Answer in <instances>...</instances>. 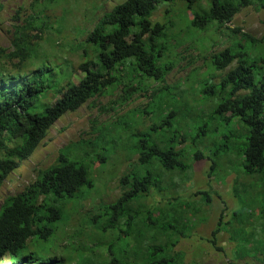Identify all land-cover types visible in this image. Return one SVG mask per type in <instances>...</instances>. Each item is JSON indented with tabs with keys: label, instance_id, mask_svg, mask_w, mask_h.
<instances>
[{
	"label": "trees",
	"instance_id": "trees-1",
	"mask_svg": "<svg viewBox=\"0 0 264 264\" xmlns=\"http://www.w3.org/2000/svg\"><path fill=\"white\" fill-rule=\"evenodd\" d=\"M42 1L46 6L33 5L32 14L15 26L12 48L0 49V62L4 61L0 65V187L32 156L66 112L120 86V100L125 104L151 83L165 82L167 74L177 66L178 49L189 41L183 36L184 29L172 32L175 24L171 19L162 23L153 18L163 1L186 3L189 26L196 30L215 26L233 33L230 46L205 54L216 70H224L233 62L236 66L219 83L205 82L200 86L203 98L220 97V101L210 115L199 116L202 124L196 128L192 143L197 144V138L202 143L201 138L210 132L216 118L237 119L244 130L241 136L245 137L239 147L242 161L238 169L244 176L259 174L264 181V37L258 39L241 27L229 25L245 7L264 8V0H125L106 12L77 45L82 57L77 69L62 68L60 64L54 67L44 59L30 71V62L38 58L35 40L42 37L37 32L46 25L47 4L57 0ZM169 13L170 9H166L165 14ZM7 63L12 64V70ZM155 94L152 93L156 99ZM159 101L162 102L160 98ZM175 113L173 109L161 124L151 125V132L139 133L142 136L137 142V161L120 178L122 194L114 202L100 205L105 217L103 228L119 230V237L130 239L126 249L117 251L110 245L107 261L100 264H183V256L174 246L190 228L184 209L188 202L169 208L174 211L172 218L168 208L161 206L142 217L140 205L134 203L152 189H173L175 185L164 182L166 174L184 173L192 167L188 155L177 149V144L188 137L170 119ZM153 132L160 134L155 137ZM227 138L215 154L230 147V137ZM109 142L104 132L95 145L103 150L102 146ZM95 145H91L92 153ZM62 152L72 153L69 148ZM89 153L85 149L75 158L59 155L55 164L41 170L22 191L5 197L0 208V264L7 257L11 264H66L67 257L46 253L44 246L62 216L59 202L72 199L80 189L93 184L86 159ZM192 158L201 160L205 153L195 151ZM211 167L214 170L216 162ZM261 207L259 216L264 218V197ZM216 234L217 230L213 232ZM31 242L34 247L41 244L40 250L32 249ZM212 242L216 243L215 239ZM124 252L127 257L123 262L118 256Z\"/></svg>",
	"mask_w": 264,
	"mask_h": 264
},
{
	"label": "rangeland",
	"instance_id": "rangeland-1",
	"mask_svg": "<svg viewBox=\"0 0 264 264\" xmlns=\"http://www.w3.org/2000/svg\"><path fill=\"white\" fill-rule=\"evenodd\" d=\"M123 1L57 0L47 4L46 25L37 32L42 37L35 40L38 58L31 61L27 69L33 70L34 65L44 59H49L54 67L60 64L62 68L77 69L82 60L77 45L86 39L106 12ZM33 5L37 8L46 6L42 0H0V49L8 51L12 48L14 28L32 14ZM166 9H170L169 14H165ZM189 15L190 11L182 1H163L154 14L153 18L162 23L171 19L175 24L172 32L184 29L183 36L189 41L178 49L177 66L167 74L165 82L151 83L146 91L136 92L125 104L120 100L123 94V86H120L66 112L49 129L32 156L0 187L1 208L6 196L22 191L36 180L41 170L55 164L59 155L75 158L85 149L90 152L86 159L93 184L80 189L72 199L59 202L62 216L56 232L44 246L46 253L67 257L66 264H100L107 261L110 245L117 251L127 248L129 238L119 237V230L103 228L105 217L100 205L112 203L122 194L120 178L137 161V142L142 136L139 133L151 132V125L161 124L173 109L176 113L170 119L188 137L186 142L177 144V149L188 155L192 167L184 173L166 174L164 182L175 185L173 189L163 192L152 189L135 201L141 208L139 215L143 217L148 210L158 206L169 210L175 203L188 202L184 209L190 228L174 246V250L183 256V264H264V218L259 216L264 181L259 174L244 176L238 169L242 161L239 147L245 138L241 136L244 130L240 123L235 118L229 121L216 118L210 124V132L201 138L202 143L198 138L197 144L192 143L196 128L202 124L199 116L210 115L220 101V97L203 98L200 86L205 82L219 83L236 66L233 62L224 70H216L205 54L230 46L233 33L225 27L216 29L215 26L205 31L196 30L189 26ZM229 25L241 27L244 32L262 39L264 8L258 5L245 7ZM7 68L12 70V64L7 63ZM153 92L158 96L156 99ZM159 106L161 109L157 108ZM104 132L110 142L101 150L95 142ZM231 132H234L233 136ZM153 133L155 137L160 134ZM228 136L230 147H223L215 154ZM89 142L95 145L94 153ZM66 148L72 153H63ZM195 151L205 153V158L193 159ZM213 162H216L214 170ZM173 212V209L168 211L171 218ZM214 239L216 243L212 242ZM40 245L34 247L32 243L31 248L40 250ZM126 254L122 253L118 259L124 262ZM1 264H11V261L7 257Z\"/></svg>",
	"mask_w": 264,
	"mask_h": 264
}]
</instances>
